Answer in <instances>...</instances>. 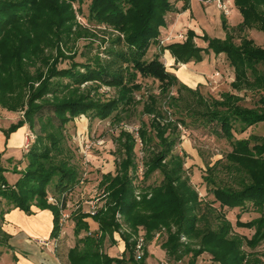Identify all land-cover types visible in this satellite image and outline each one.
<instances>
[{"label":"trees","instance_id":"obj_1","mask_svg":"<svg viewBox=\"0 0 264 264\" xmlns=\"http://www.w3.org/2000/svg\"><path fill=\"white\" fill-rule=\"evenodd\" d=\"M73 3L80 5L79 13L96 28L105 26L118 32V36H110L109 48L85 62L76 60L78 51L73 47L85 33L94 35L77 22ZM83 3L84 0H0V107L22 113L21 119L4 134L9 140L13 133L27 126L36 136L24 155V171L18 170L24 158L15 163L13 159L4 161L0 155V223L11 209H20L27 215L34 214L32 207L50 210L54 214L51 239L59 238L62 227L61 210L49 199L57 200L65 208L69 194L81 183L83 175L79 160L67 146L66 126L81 116L92 121L118 116L132 103L123 96L103 102L97 93L100 87H132L130 84L141 75L158 80L166 85V90L178 86L181 93L203 97L199 90L181 84L166 69L160 55L148 58L150 48L159 42L161 28L166 27L167 15L177 12L173 0H91L87 16ZM234 5L243 18L235 29L239 43L223 16L224 39L205 34L201 39L208 47L199 48L195 43L197 34L189 30L184 42L172 43L164 50H169L176 62L182 64L202 62L204 55L212 52L216 56L225 54L234 69L233 86L258 93L255 107H243L240 99L229 94L221 104L216 103V110L200 114L205 123L220 124L223 137L235 139V151H244L253 167L248 174H241V168L234 166L225 184H216L215 178L207 175L208 187L212 185L208 191L214 200L206 204L198 192L191 190L189 180H182V167L172 165L177 157L170 155L178 136L168 138L161 129H153L154 134L146 137L140 130L143 142L158 138L153 146L160 149L149 159L147 175L161 171L164 179L139 199L134 173L136 140L125 134L121 172H107L100 182L105 205L93 218L99 230L90 231L84 220L88 215L81 213L76 217L77 242L69 253L70 264H147L145 256L140 261L136 259V238L143 230L146 241L153 240L155 232L161 233L163 229L168 234L163 248L176 261L189 256L187 264H207L200 260L205 256L213 264H264L257 251L264 245V136L235 138V133L244 134L264 124V44L259 46L244 35L247 30L264 33V0H234ZM101 53H106L107 62ZM66 61L69 66L61 67ZM164 162L169 165L164 166ZM5 163L15 165L9 169ZM8 172L20 178L10 183ZM215 204L220 205L219 210L214 208ZM226 209L260 215L249 222H242L241 214L236 218L238 228L254 232L251 238L235 233ZM116 233L125 244L121 257L110 255V245L117 244ZM8 242L9 238H0V247L10 249Z\"/></svg>","mask_w":264,"mask_h":264},{"label":"rangeland","instance_id":"obj_2","mask_svg":"<svg viewBox=\"0 0 264 264\" xmlns=\"http://www.w3.org/2000/svg\"><path fill=\"white\" fill-rule=\"evenodd\" d=\"M90 1L91 0H84L82 5V10L86 16L88 14L87 10ZM173 1L177 3L178 0ZM198 1H201L202 4L206 5H216L218 10L215 14L217 24L221 23V15H224L227 20L226 24H228L231 32L235 35L236 42L239 43V32L235 31L239 24V17H236L237 13L236 15L233 14L232 1L221 0V6L217 0ZM226 5L228 6V9H226L227 11L224 9ZM73 8L76 12L77 22L85 29L91 31L94 35L90 37L88 33H85V35L80 37V39L74 44L73 50L78 51L76 60L78 62H85L88 58H92L97 52H104L105 48H109L110 36H118V32H113L105 26L96 28L79 13L80 5L78 3H73ZM173 17H175V15L171 12L167 15L166 25H171L173 23ZM162 28L158 40L159 42L150 48L148 58L151 59L157 54L160 55V57H162L160 60L165 64L167 69L166 62L163 61L166 51L164 50V47L176 43L177 41H185V39H187V33L183 30L176 32H174V30L168 31L169 28L164 31ZM198 33L200 37L198 42L201 46L206 48L208 43L201 39L206 32L198 31ZM181 34H183L184 39L179 38ZM219 34L220 32H216L215 34L212 30L210 31V37L212 38L219 36ZM244 35L254 40L259 46L264 43V33L260 31L247 30ZM167 38H169L170 41L162 43V41ZM103 40L105 42H103ZM91 44L93 45L92 47H90ZM97 46L99 48H97ZM101 57L107 62L108 58L106 57V53H101ZM204 57L206 62L204 64L202 63L203 61L198 63L195 62V68H197L196 70L199 69V71L204 70V67L207 68L206 71L204 70L206 74L203 73L205 79L193 89L199 90L203 97L200 96L197 98L195 94L190 92L181 93L179 92L178 86H172L166 90V88H163L166 85H162L158 80L144 78L139 75L136 82L130 84L132 87L122 89L110 88L103 85L97 90L98 96L103 102L112 99L118 100V98L122 96L131 99L132 103L126 111L119 112L118 116L113 115L106 120L96 119L92 121L86 116H81L66 126L65 135L67 146L73 151L76 161L77 159L79 160L83 169L82 180H85L86 182L83 192L85 193V201L89 202L97 200L100 207L105 205L103 190L99 184L102 176L107 174V172H111L114 175L121 172V164L125 155L123 147L126 142L125 134L131 135L133 139L135 138L136 140L134 161L137 169L134 170V173L136 175L135 186L137 197L140 199L143 194L150 193L152 187L160 186L162 184L164 175L161 171H156L155 173L147 175L149 159L160 150L158 147L153 146L155 142H158V138L155 137L156 139L151 143L143 142L140 136V130L143 131L146 137H148L153 129H161L168 138L171 136L175 138V135L178 136L177 143L173 147L170 155V157H177V160H175L172 165L173 167H176L177 165L182 167L180 171L182 180H189L191 190L198 192L201 199L204 200L206 204H210L214 200L212 194L208 191L209 188H212V185L208 187V183L205 179L207 175H211L212 178H215L216 184H225L230 180L231 174L234 172H232V168L236 165L241 168V174H248L247 171L253 167V164L248 160L244 151L242 153L241 151H239V153L238 151H235V139L227 140L223 137L224 134L220 124L205 123L200 114H202V112L216 110V103L221 104L225 100V96L229 94L234 98L240 99V104L243 105V107L252 108L255 107L259 100V95L254 90H248L247 88L238 90L233 86L234 79L232 73L234 71L228 66L229 64L227 60L225 61V59H222L221 57L215 58L213 52ZM213 61H216L217 66H215ZM170 62L171 60H169V63ZM69 64V61H66L60 66L66 67L69 66ZM207 71L211 74H208ZM185 79H189V76L185 75ZM91 85L92 84L85 85L82 89ZM202 102H204V104H201ZM220 110L224 109L220 108ZM21 117L22 113H11L0 107L1 145L5 140L1 131L4 133V131L8 130L11 124L17 123ZM25 127L27 130L21 139L22 146L19 149V158H21L22 161L24 155L30 148L26 149L25 147L26 137L28 135L32 136V138H30V146L36 139L35 134L27 126ZM36 130L39 131V127H37ZM137 130L139 131V137H136ZM20 133L22 134L23 130ZM251 134L264 136V124L254 126L244 134L235 133V138L245 139ZM85 142H91L93 144L92 150L88 153L89 162L87 163L85 161V156L80 150L81 144L84 145ZM239 158L241 160H239ZM14 162L18 163L19 160H14ZM5 165L10 169L13 168L15 164L5 163ZM26 165L27 160L24 158L23 164L19 165L18 170L24 171ZM168 165V163L164 162V166ZM166 170H170V168ZM7 178L10 183H13L19 179V176L10 173ZM50 187L54 188V185L51 184ZM71 202L73 203V200H71ZM219 206V204H215L214 208L219 210ZM82 207H84V210H88L89 205L84 202L82 203ZM226 210L227 218L233 224L235 233L251 238L254 232L248 229L238 228L236 218L241 214V221L249 222L258 218L260 215L255 212H242L240 209ZM76 217L74 216L72 223L73 226ZM139 233L146 236V233L143 230ZM157 234L158 232H155L153 240H147L145 262L147 264H187L190 260L189 256L185 257L181 262L176 261V259L168 254L167 250L163 248V243L168 238L167 231L163 229V232L160 233L158 239ZM71 235V237L62 238L59 242L58 256L60 257L62 264H70L69 253L70 250L75 247L77 242L76 236L74 237L72 233ZM115 236L117 239L120 237L118 233ZM122 241H117L115 246L110 245V255L121 257V252L123 250H120V245L124 244V241ZM257 251L264 259V245L259 246ZM200 260L203 261L201 263L205 262L207 264H213L209 263L208 258L206 259L205 256H202ZM0 264H13L11 250L7 247H0Z\"/></svg>","mask_w":264,"mask_h":264},{"label":"crops","instance_id":"obj_3","mask_svg":"<svg viewBox=\"0 0 264 264\" xmlns=\"http://www.w3.org/2000/svg\"><path fill=\"white\" fill-rule=\"evenodd\" d=\"M231 1L233 7V14L236 15L237 13L238 16L236 15V17H239L238 23L240 24L243 20L242 15L239 11H237L234 5V0ZM176 9L177 12L173 13V15H175V17H173V23L171 25L168 24L166 25L167 27L162 28L164 29V31H166L167 28H169L168 31L174 30V32H176L183 30L186 33H188L189 30H193L198 36V38H195V43L199 48H204V46H201L198 42L200 40L198 31H205L206 33H204V35L207 34L209 36L211 30L215 34L216 32H220L219 36L214 38H225V32L222 27V20L224 15H221V23L217 24L215 14L218 12V10L215 4L206 5L202 4V2L198 0H178L176 3ZM214 57H221L222 59H225V61L227 60L225 54H221L218 56L214 54ZM160 58L162 59V57ZM169 60H171L170 63ZM163 61L166 62V65L168 67L167 70L170 73L174 74L181 84L187 86L190 89L196 88L200 83H202V80L205 79L204 74H206L205 71L207 70V68L204 67L205 71H199V69L196 70L197 68H195L196 65L194 61L184 65L182 63H177L176 59L173 57L169 50L165 51ZM205 62V59H203L202 63L204 64ZM213 62L215 66H217L216 61ZM227 62L229 64L228 60ZM232 70L234 71L233 68ZM207 72L208 74H211L209 73V71ZM232 74L234 82L235 73L233 72ZM185 75H188L189 79H185ZM22 130L23 133L21 134L20 132ZM26 130V127L19 129V131L10 136L9 140L6 139V136L1 131V134L4 136L5 140L2 142L1 145L0 139V155L3 156L2 158L4 161L9 159H21L19 158V149L22 146L21 139L26 133ZM9 174L10 173L8 172L6 175L8 176ZM18 176L20 178V175ZM13 183H15V181ZM85 184V180H82L81 183L77 186V188L71 194H69L67 198V212L71 214V218L68 223H66V225L64 226L63 233L59 236L60 240L62 238L71 237V233L74 237L76 236L74 232L76 224L74 223V226L72 225L74 216H78L79 214H81V212L82 214L88 215V210H84V207H82V203H88V201H85V193H83ZM71 200H73V203L71 202ZM32 212L34 214L27 215L20 209H11L4 215L3 219L1 220L0 238H9L8 244L12 253V263L62 264L60 257L58 256V246L60 240L57 242V245H55V239H51L54 227V214L50 210H40L36 207H32ZM84 220L90 225L91 232H97L99 230V225H97L98 223H95L93 218L87 217ZM83 235L84 234H82L81 236ZM118 238L119 239L116 238L117 241H122V237ZM42 242H45V244H43ZM120 248V250H123L122 252H124L125 245L121 244Z\"/></svg>","mask_w":264,"mask_h":264},{"label":"built area","instance_id":"obj_4","mask_svg":"<svg viewBox=\"0 0 264 264\" xmlns=\"http://www.w3.org/2000/svg\"><path fill=\"white\" fill-rule=\"evenodd\" d=\"M218 3H220V6H221V0H217ZM224 9H228V6L226 5L224 7ZM227 11V10H226ZM180 39H184V36L183 34H181L179 36ZM166 41H170L169 38H167L166 40L162 41V43H165ZM136 137H139V131L137 130V133H136ZM30 138H32L31 135H28L26 137V144H25V147L26 149H28L30 147V144H31V140ZM92 143L90 142H85V144H81L80 146V150L82 152V154L85 156V161L86 163L89 162V155L88 153L92 150ZM49 202L51 204H55V205H58L60 210H61V213H60V224H61V234L63 233V228L64 226L66 225V223H68V221L70 220L71 218V214L69 212H67V204L65 206V208L63 207V204L61 203H58L57 200L55 199H52L50 198L49 199ZM88 205H89V209H88V216L90 218H94L98 213H99V210H100V206H99V203L97 200H92V201H89L88 202ZM103 207V206H102ZM117 219L119 221H122V217L120 214H117ZM60 234V235H61ZM160 236V233L157 234V239L159 238ZM146 236L143 235V234H139L138 237L136 238V249H135V256H136V259L138 261L142 260L145 256V252H146V245H147V241H146ZM60 240V238H57L55 239V245H57V242ZM182 241L183 242H186V238H182ZM43 244H45V242H42ZM47 245V244H46Z\"/></svg>","mask_w":264,"mask_h":264}]
</instances>
